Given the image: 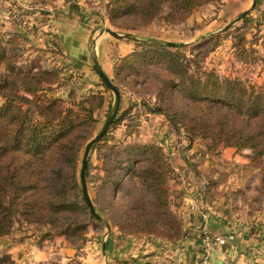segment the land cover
I'll list each match as a JSON object with an SVG mask.
<instances>
[{"label":"trees","instance_id":"trees-1","mask_svg":"<svg viewBox=\"0 0 264 264\" xmlns=\"http://www.w3.org/2000/svg\"><path fill=\"white\" fill-rule=\"evenodd\" d=\"M222 1L109 0L107 8L117 28L135 31L152 24L165 8L168 24L181 25L196 8ZM231 5L229 2L227 8ZM77 18H82L79 13ZM242 22L246 26L251 16ZM127 41L133 42V50L117 59L112 78L120 93V107L124 87L144 97L154 94L152 104L150 98L143 99L145 111L164 115L172 128L183 130L189 140H211L238 150L250 148L251 163L264 159L262 89L245 86L237 79H221L214 71L205 72L204 78L191 74L192 60L180 47L155 39ZM239 50L246 52L247 48ZM23 51L20 59L26 57ZM19 61L13 48L6 52L0 43V264H15L2 245L7 238L17 239L19 234L33 238L46 228L50 240L65 236L67 246L81 249L89 226L99 222L83 195L80 152L94 135L97 120L93 113L102 108L105 96L89 92L84 97L72 91L67 99L37 97L39 91L54 89L60 76L39 65L24 70ZM65 101L70 103L67 108ZM130 105L110 128L122 120L132 128L138 125L132 118L137 107ZM108 139L107 132L92 151L96 164L91 154L86 170L87 184L98 179L92 199L95 210L118 227L123 239L153 235L184 241L187 229L174 212L170 197L172 166L162 149L140 143L111 145ZM259 166L264 171V160ZM92 169L101 173L92 176ZM117 190L127 203L118 205L114 200L110 192Z\"/></svg>","mask_w":264,"mask_h":264},{"label":"rangeland","instance_id":"rangeland-1","mask_svg":"<svg viewBox=\"0 0 264 264\" xmlns=\"http://www.w3.org/2000/svg\"><path fill=\"white\" fill-rule=\"evenodd\" d=\"M229 2L234 5L227 8ZM108 3L109 0H0V43L5 45V51L8 52L13 48L14 54L20 60L19 66L24 70L29 69L32 65H39L47 72H56L60 76L58 83L53 86L54 89L39 91L37 97L40 95L46 100L67 99L72 91L84 97L89 92L104 94L105 100L102 108L93 113L97 125L92 138L101 130L107 119L114 96L96 72L98 84L102 88L101 91L96 88L97 85L92 78L86 73L76 71L77 69L73 64H68L66 61L60 45L55 19L57 14H60V10L62 12L70 11L69 15L66 14L65 16L69 18L68 23H71L73 27H75L76 22L80 21V18L76 21L71 19L73 14L79 13L81 19L91 14L105 20L104 26L97 32H92L89 45L94 48L93 50H95V42L100 36L106 35L108 38H113L106 32V29L121 34H132L136 40L155 39L163 44L164 42L182 44L177 47H180V51L192 60L190 63L191 74L194 73L204 78L205 72L214 71L221 79H237L245 86H254L256 90L262 89L264 92V11H260L264 1L260 5L257 3L250 13L251 22L249 24L245 26L242 19L227 30L225 29L226 26L242 15L249 8L252 0H223L222 2L203 5L196 8L188 20L181 25L168 24L166 17L169 11L165 8L152 24L135 31H126L119 26V23H117L119 28L116 27L110 18ZM11 40L14 41L8 43ZM127 40L129 39H120V41L131 46L133 42ZM202 45L204 47H200ZM212 46L215 48L210 52L209 48ZM241 46H245L247 51L240 52ZM21 49L24 50L23 54L26 56L22 59L19 57ZM1 72H4L3 68ZM123 89L124 100L116 120L134 101V105H131L137 109L132 118L138 122V125L132 128L126 125L127 120H122L120 124L108 130V140L111 145L140 143L162 149L167 162L172 166V174H169L168 182L173 210L182 220L183 226L187 228L185 220L191 218L182 212L183 203L190 198L188 195H191L192 191L198 192L197 198L204 197L203 184L209 180L211 185L207 190L208 194L206 193L209 197L208 202L212 201L219 213L224 214L225 223L221 230L209 228V231L203 232L201 240L205 236L225 239L224 245H217L219 251L224 255L221 264L224 262L231 264L232 260L237 258L235 254L228 255L227 249L229 242L237 236L245 238L249 242L264 245V229H262L264 228V193L263 195L260 194L264 188V171L259 166V162L264 159L258 163H251L249 156L252 150L250 148L238 150L235 147L214 144L211 140L196 139L191 141L188 139V134L183 130L176 132L164 115L145 111L142 104L143 99L150 98V104H152L155 100L154 94L152 96L147 94L144 97L131 92L128 87ZM19 93L29 99L34 98L33 95L21 90ZM69 105L70 103L65 101L63 106L67 108ZM86 145L80 152V169ZM91 154L93 155V163L96 164L95 153L91 152ZM199 161L205 162L209 175L213 174L208 179L207 173L202 175L204 171H200L202 165ZM202 168L204 169L203 166ZM91 173L92 176H98L101 172L96 173L92 169ZM203 177L206 178L203 179ZM97 183L98 179L87 184L91 200L96 197ZM195 186L198 187V190H194ZM110 193L114 194V200L118 205L128 202V199H121V190ZM105 203V201L98 203V206L101 207ZM194 208L191 206L190 210L195 211ZM96 212L99 214L98 211ZM100 216L102 219H99L98 223L93 222L89 226L85 243L81 249L67 246L74 250V253L72 251L68 253L69 263L78 264L77 260L80 259L75 254L82 252L79 254L80 257L90 256L89 258H91V255H94L89 262L96 260L97 264H102L103 251L101 246L105 243L106 238L110 234L113 237L116 234L122 236L118 227L106 220L105 214ZM39 231V235L46 236V228ZM64 237L57 235L54 237V242L59 240V242L62 241V245H67ZM46 238L51 242L50 238L47 236ZM137 238L140 240L138 246L143 247L145 253H142V255L144 254L143 257H139L138 262H135L136 264H189L188 258H186V248L180 243V240L176 241L174 238L168 240L153 235ZM94 244L95 246H93ZM154 248L155 251L158 249V253L153 254ZM165 253H168L169 257L163 259ZM63 255L65 253L62 251L55 253V257H60L59 259L55 258L56 260H53L52 263L61 264L62 261L68 263V259L64 257L60 259ZM210 257L211 252H206L203 263L210 264L208 261ZM128 260L130 261L131 258Z\"/></svg>","mask_w":264,"mask_h":264},{"label":"crops","instance_id":"crops-1","mask_svg":"<svg viewBox=\"0 0 264 264\" xmlns=\"http://www.w3.org/2000/svg\"><path fill=\"white\" fill-rule=\"evenodd\" d=\"M260 4L262 3H259V5ZM260 11H264V5L260 7ZM59 12L60 16L57 14L55 19L57 21L56 26L58 27L57 33L59 34L60 45L66 61L68 64H73L75 69H77L76 71L86 73L92 78L97 85L96 88L101 91L102 88L98 84L97 76L93 69L94 57L98 58L103 72L111 79L115 62L123 53L132 52L134 47L133 44L130 46L124 41L115 40L113 38H108L106 35H102L96 40L94 46L95 50H93L94 48L89 45L90 37L92 32H97L98 29L104 26L105 20L101 17L88 14L86 17L84 16L83 19H80L79 22H76V24H74L75 27H73L71 23H68L69 18L65 16L66 14L69 15L70 11L62 12V10H60ZM71 19L76 21V19H78L77 15L73 14ZM144 122L147 124L146 121ZM199 163L204 167L203 169L201 166L200 169L201 172L204 171L202 175L208 174L209 171L206 168L207 165L205 162L202 163L199 161ZM211 175L208 177L206 176L207 179L211 177ZM206 177H203V179ZM210 185L209 180L203 184L204 197L200 199L196 196L198 192L192 191V193H190L191 195H188L190 198L183 203V207L181 208L185 215L191 216V218L185 220L187 237L184 241L180 242L186 248V258H188L189 264L203 263V258L206 254L201 245V235L203 232L209 231V228L221 230L225 223L224 214L219 213L212 201L210 203L208 202L209 197L207 196V190ZM194 190H198V187L195 186ZM191 206H194V210H196H190ZM39 234L40 231H37L33 238H22L21 235V238L5 239L2 243L5 247V253L9 255L15 264H53L52 261L60 257H55L54 254L62 251L65 255L61 256L60 259L64 257L68 259V263L62 261L61 264H71L69 263L68 253H71V251L74 253V250L68 248L66 244L62 245V241L59 242V240H57V242H54V240H51V242H49L46 236L44 237V235ZM139 241L137 237L123 239L122 236L118 234H116L115 237L110 234L106 238L105 243L101 246L103 251L102 264H136L135 262H138L139 257H143L144 254L142 255V253H145L144 248L138 246ZM93 246H95V244ZM227 249L228 255L232 256V254H235L237 257L232 260L231 264H264V245L262 244L249 242V240L237 236L234 240L229 242ZM210 252L211 257L208 258L210 264H221L224 255L219 251V247H213ZM76 253L75 255H77V258L80 259L77 260L78 264H97L94 259V262H89L94 255H91V258H89L90 256L80 257L79 254L82 252ZM155 253H158V249L155 251L154 248L153 254ZM167 254L168 253L164 254L163 259L169 257V254ZM127 257L129 259L131 258V260L129 261Z\"/></svg>","mask_w":264,"mask_h":264},{"label":"water","instance_id":"water-1","mask_svg":"<svg viewBox=\"0 0 264 264\" xmlns=\"http://www.w3.org/2000/svg\"><path fill=\"white\" fill-rule=\"evenodd\" d=\"M256 4H257V0H252V3L249 6V8L247 10H245L240 17H238L233 22L228 24L225 29L227 30V29L231 28L235 23H237L240 20L244 19L245 17L249 16L250 13L254 10ZM106 32L111 37H113L115 39H118V40H120V39L136 40V37L133 36L132 34H129V33L121 34V33H118V32H115V31H112V30H109V29H106ZM164 44L171 45V46L182 45V44H177V43H173V42H164ZM93 69L96 72V74L103 80V82L105 83L107 88L112 91L113 96H114L113 104H112V107L110 109L109 115H108L107 119L105 120L101 130L97 133V135L94 138H92L87 143V145L85 147L84 154H83V159H82L81 171H80V182H81V185H82V191H83V195H84V198L86 200V203H87V205L89 207L90 212L97 219L101 220L102 218L96 212V210H95V208L93 206L92 200L90 198V195H89L88 186H87V182H86V170H87L88 160H89V157L91 155L92 150L95 148L96 144L101 142L103 137L107 134L108 130L110 129V126L116 120V116H117L119 108H120L121 97H120L119 91L114 86V84L112 83L111 79H109L107 77V75L103 72V70H102V68H101V66L99 64L98 58L94 59Z\"/></svg>","mask_w":264,"mask_h":264},{"label":"built area","instance_id":"built-area-1","mask_svg":"<svg viewBox=\"0 0 264 264\" xmlns=\"http://www.w3.org/2000/svg\"><path fill=\"white\" fill-rule=\"evenodd\" d=\"M194 208V206H192ZM202 245L207 253L211 250L213 246H222L226 243L224 238L221 237H210L205 236L202 238ZM223 264H230V262H224Z\"/></svg>","mask_w":264,"mask_h":264}]
</instances>
